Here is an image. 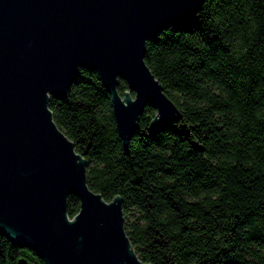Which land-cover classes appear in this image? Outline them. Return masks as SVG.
<instances>
[{
    "label": "trees",
    "instance_id": "16d2710c",
    "mask_svg": "<svg viewBox=\"0 0 264 264\" xmlns=\"http://www.w3.org/2000/svg\"><path fill=\"white\" fill-rule=\"evenodd\" d=\"M144 59L181 116L148 130L147 102L127 146L97 69L81 66L64 95L50 94L89 186L121 196L144 261L264 264V0H204L190 21L148 38ZM117 89H128L123 78ZM79 205L69 193L68 216ZM0 264L45 261L0 229Z\"/></svg>",
    "mask_w": 264,
    "mask_h": 264
},
{
    "label": "water",
    "instance_id": "95a60500",
    "mask_svg": "<svg viewBox=\"0 0 264 264\" xmlns=\"http://www.w3.org/2000/svg\"><path fill=\"white\" fill-rule=\"evenodd\" d=\"M203 1L0 0V229L45 264H152L132 247L121 196L107 200L89 186L85 159L48 100L84 66L110 91L124 146L147 102L156 109L148 130L177 121L180 109L144 59L146 40L190 21ZM71 192L80 200L72 217Z\"/></svg>",
    "mask_w": 264,
    "mask_h": 264
},
{
    "label": "rangeland",
    "instance_id": "374dc122",
    "mask_svg": "<svg viewBox=\"0 0 264 264\" xmlns=\"http://www.w3.org/2000/svg\"><path fill=\"white\" fill-rule=\"evenodd\" d=\"M137 213V209H134V211L130 214V218H134V216L136 215Z\"/></svg>",
    "mask_w": 264,
    "mask_h": 264
}]
</instances>
